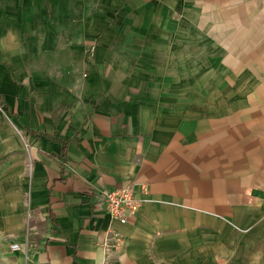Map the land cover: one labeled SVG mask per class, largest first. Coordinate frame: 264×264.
I'll return each instance as SVG.
<instances>
[{"label":"crops","instance_id":"1","mask_svg":"<svg viewBox=\"0 0 264 264\" xmlns=\"http://www.w3.org/2000/svg\"><path fill=\"white\" fill-rule=\"evenodd\" d=\"M58 1L0 0L1 107L23 143L0 160V264H264V0H166L216 54L200 118L75 56ZM126 183L144 200L119 223L93 191Z\"/></svg>","mask_w":264,"mask_h":264},{"label":"rangeland","instance_id":"2","mask_svg":"<svg viewBox=\"0 0 264 264\" xmlns=\"http://www.w3.org/2000/svg\"><path fill=\"white\" fill-rule=\"evenodd\" d=\"M58 3L75 8L70 13L76 26L75 56H87L92 68L110 76L111 84L124 87L130 100L142 91L157 92V96L169 98L173 105L185 104L189 117L199 118L195 102L209 106L214 97L210 87L217 69L216 54L209 36L201 38L200 32L188 28L193 16L171 11L166 0H59ZM186 21L187 27H183L181 24ZM18 137V127L1 107V161L10 151L22 148Z\"/></svg>","mask_w":264,"mask_h":264},{"label":"built area","instance_id":"3","mask_svg":"<svg viewBox=\"0 0 264 264\" xmlns=\"http://www.w3.org/2000/svg\"><path fill=\"white\" fill-rule=\"evenodd\" d=\"M93 192L95 204L111 219L119 223H126L133 217L139 204L144 200L135 195L132 183L111 189H96ZM19 248L17 243L10 244L11 250H18Z\"/></svg>","mask_w":264,"mask_h":264},{"label":"trees","instance_id":"4","mask_svg":"<svg viewBox=\"0 0 264 264\" xmlns=\"http://www.w3.org/2000/svg\"><path fill=\"white\" fill-rule=\"evenodd\" d=\"M0 105L2 106L3 105V101H2V98L0 97Z\"/></svg>","mask_w":264,"mask_h":264}]
</instances>
